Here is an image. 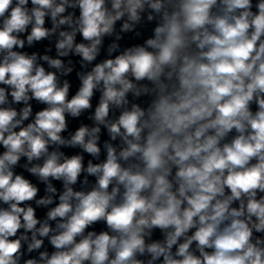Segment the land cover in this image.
<instances>
[{"label":"clouds","instance_id":"obj_1","mask_svg":"<svg viewBox=\"0 0 264 264\" xmlns=\"http://www.w3.org/2000/svg\"><path fill=\"white\" fill-rule=\"evenodd\" d=\"M0 264H264V0H0Z\"/></svg>","mask_w":264,"mask_h":264}]
</instances>
